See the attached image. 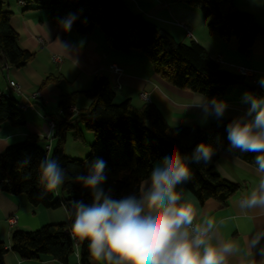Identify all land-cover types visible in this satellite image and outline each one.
<instances>
[{
	"label": "trees",
	"instance_id": "1",
	"mask_svg": "<svg viewBox=\"0 0 264 264\" xmlns=\"http://www.w3.org/2000/svg\"><path fill=\"white\" fill-rule=\"evenodd\" d=\"M183 5L198 11L209 20V30H218L219 36L235 40L239 52L249 54L257 40L264 50V26L253 15L239 11L234 0H161ZM27 10H45L51 23L64 29L63 21L70 15L75 20L70 30L80 35H91L101 30L106 43L120 53L140 51L149 59L153 70L167 84L180 89L202 94L207 98L223 96L228 87L247 85L253 95L264 94L241 75L224 69L196 42L179 43L166 31L142 14H133L123 0H23ZM12 12L0 2V61L7 67L22 69L34 54L19 44V35L11 27ZM56 79L47 78L44 84ZM77 94L63 96L59 113L54 118V138L57 141L50 159L58 160L66 172L61 196L45 193L39 183L40 161L49 158L48 151L39 145L35 135L8 146L0 154V193L15 197L25 196L33 207L48 210L65 208L67 223L48 224L35 231L14 229L10 250L23 260L52 258L62 264L79 248V264H91L88 242L75 240L71 225L75 219V201L86 205L93 202L92 194L75 180L78 174L87 175L91 163L100 158L106 162L107 181L105 190L111 191L113 199H121L138 192L141 181L146 180L154 165L165 157L179 152L188 157L186 161L191 178L182 183L198 199L200 204L215 200L225 205L241 189L240 185L222 178L215 169L221 151L231 153L239 160L256 168L258 153L242 152L231 147L226 126L232 119L222 118L207 128L198 126L170 127L159 110L152 104L135 107L130 101L117 103L115 90L106 77H96L90 90L83 94L89 99L87 109L77 115L68 112ZM82 94V93H81ZM93 133L94 142L85 160L72 159L65 155L63 146L67 135L74 132L76 140H83L77 123ZM9 124L15 128L26 125V117L19 104L0 93V126ZM213 149L210 163L191 161L198 145ZM29 160L26 166L21 164ZM9 249L0 240V264H5Z\"/></svg>",
	"mask_w": 264,
	"mask_h": 264
},
{
	"label": "crops",
	"instance_id": "2",
	"mask_svg": "<svg viewBox=\"0 0 264 264\" xmlns=\"http://www.w3.org/2000/svg\"><path fill=\"white\" fill-rule=\"evenodd\" d=\"M21 1L23 0H0L6 9L12 12L10 25L19 35L20 46L33 53L34 57L22 69L7 67L0 61V93L14 99L19 105L27 103V99L36 94L39 96L33 100L34 109L23 110L26 117L24 127L15 128L9 124L0 126V154L8 146L35 135L40 139L39 145L47 149L48 157L51 158L57 141L54 138L55 132L50 127V120L58 115L61 98L80 93L71 106L78 112L87 109L90 101L83 93L90 90L96 77H106L109 80L115 90L117 103L128 100L137 108L146 103L152 104L170 127L207 128L219 121L215 117L205 118L200 108H191V98L198 93L180 90L167 84L155 74L144 53L131 51L125 54L113 50L99 29L88 36L80 35L73 30L66 32L51 23L47 11H28V6L21 4ZM123 1L129 11L144 15L158 28L169 33L175 41L196 42L212 58L220 59L224 69L234 73H237L238 68L254 70L256 84L251 85L264 94V87L258 83L264 78V50L260 40L256 41L248 55L243 54L239 52L235 40H223L217 29L211 32L210 21L204 19L194 9L161 0ZM234 5L239 11L253 15L256 22L264 26V0H234ZM65 43L69 47L64 50L62 45ZM53 57H59L61 62H55ZM113 65L121 67L122 74L114 73L111 69ZM49 77L56 80L44 84ZM11 81L20 86V93L9 86ZM141 93L147 95L148 101L141 99ZM245 93L253 94L247 85H233L228 87L223 96L217 98L227 103L223 118L233 120L247 113L250 105L243 100ZM79 123L76 127L83 140H76L74 132L69 133L63 146L64 153L70 156L71 152H74L77 158L86 156L94 141L93 133L81 129ZM3 137H10V142H4ZM79 143L84 144V147ZM215 169L222 178L240 185L241 189L234 197L225 205L215 200L200 204L197 197L181 184L178 188L182 197L180 203L193 205L196 223H203L205 218H215L217 230L213 243L218 240H232L239 245V252L229 258V264H250L253 259L259 264L261 258L256 254V250L250 249L248 245L253 236L264 234V209L258 208L242 213L238 207L239 199L249 195L258 185L260 177L256 168L231 153L221 151ZM55 196H61L60 188L55 191ZM13 216H17L18 221L11 226L9 219ZM67 222L65 208L48 210L33 207L23 195L10 197L0 193V240L9 249L5 256V264H62L49 257L31 261L21 259L10 250L11 236L16 228L35 231L48 224ZM261 244L264 245V239H261ZM67 264H79L78 247ZM91 264L96 262L91 260Z\"/></svg>",
	"mask_w": 264,
	"mask_h": 264
},
{
	"label": "clouds",
	"instance_id": "3",
	"mask_svg": "<svg viewBox=\"0 0 264 264\" xmlns=\"http://www.w3.org/2000/svg\"><path fill=\"white\" fill-rule=\"evenodd\" d=\"M75 20L70 15L64 20V30L70 31ZM69 45H62L65 50ZM264 87V78L258 81ZM190 107L200 108L205 118L221 120L227 103L217 98L211 100L202 94L192 98ZM243 100L250 105L244 116L233 119L226 126L231 147L242 152L258 153L255 157L258 185L250 194L239 199L242 213L264 209V97L245 93ZM10 142V137H3ZM214 155L205 144L197 146L191 161L208 164ZM177 151L154 166L147 180L141 181L138 192L113 199L105 190L106 162L94 160L87 175L78 174L75 180L92 194L93 202L86 205L75 201V219L71 233L75 240L88 242L90 257L96 264H229V258L239 252L232 240L213 243L217 230L215 218H205L196 223V213L191 203H180L179 186L191 178L186 161ZM29 160L21 162L26 166ZM39 183L45 193H54L65 182L66 172L58 160L46 158L39 164ZM222 223V222H221ZM264 234H257L249 248L259 255L264 264ZM250 264H257L252 260Z\"/></svg>",
	"mask_w": 264,
	"mask_h": 264
},
{
	"label": "built area",
	"instance_id": "4",
	"mask_svg": "<svg viewBox=\"0 0 264 264\" xmlns=\"http://www.w3.org/2000/svg\"><path fill=\"white\" fill-rule=\"evenodd\" d=\"M21 4H24L23 1H21ZM53 60L57 63L61 62V59L59 57H53ZM217 61L220 63V59L217 58ZM112 71L118 75L122 74V68L117 66V65H113L111 67ZM237 74L241 75L242 77L248 79L251 84L255 85L256 84V80L254 79L255 77V71L252 69H247V68H238L237 69ZM9 86L17 93H20V86L11 81L9 83ZM38 94L34 95L32 98L27 99V103L25 104H20L19 107L21 110H26V109H34V104H33V100H36L38 98ZM141 99H143L144 101H148V97L145 93H141L140 95ZM68 112L71 113L72 115H77L78 111L75 109V107L70 106L68 109ZM50 127L51 129L54 130L55 128V121L54 119L50 120ZM18 221V217L17 216H13L9 219V223L11 226H14Z\"/></svg>",
	"mask_w": 264,
	"mask_h": 264
},
{
	"label": "rangeland",
	"instance_id": "5",
	"mask_svg": "<svg viewBox=\"0 0 264 264\" xmlns=\"http://www.w3.org/2000/svg\"><path fill=\"white\" fill-rule=\"evenodd\" d=\"M79 126H80V128L81 129H83V130H85L86 128H85V125H83V124H81V123H79ZM91 133V132H90ZM92 134V133H91ZM93 135V134H92ZM94 142V141H93ZM93 142L91 143V145L93 144ZM82 147H84V144H82V143H79ZM89 152H90V149H89ZM89 152H88V154H89ZM72 154L69 156V155H67L66 153H65V155L66 156H68V157H70V158H72V159H77V160H85L86 159V157L88 156V154L86 155V156H82V157H78L77 158V154L76 153H74V152H71ZM55 193V192H54ZM25 197V196H24ZM25 199H26V201H28L27 200V198L25 197ZM29 203V202H28ZM39 229V228H38ZM38 229H35V230H38ZM34 231V230H33Z\"/></svg>",
	"mask_w": 264,
	"mask_h": 264
}]
</instances>
